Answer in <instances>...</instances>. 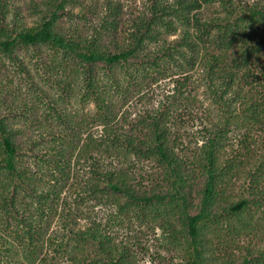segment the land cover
Returning a JSON list of instances; mask_svg holds the SVG:
<instances>
[{"label":"trees","instance_id":"16d2710c","mask_svg":"<svg viewBox=\"0 0 264 264\" xmlns=\"http://www.w3.org/2000/svg\"><path fill=\"white\" fill-rule=\"evenodd\" d=\"M135 1H91L88 37L87 28L61 26L80 0H0L3 59L22 67L28 53L56 70L72 108L50 104L40 119L30 92L15 87L8 103L1 88L12 82H0V264H139V243L115 230L131 214L167 235L169 256L158 252L153 263L264 264V246H242L238 260L217 256L225 238L254 235L249 216L264 208L253 169L252 199L230 193L244 164L225 155L236 131L247 149L253 130L264 138V0H147L150 15L138 16L127 10ZM22 9L38 17L34 26ZM164 77L174 94L132 118L129 102L151 99L148 87ZM78 104L93 113L73 111ZM14 116L28 128L17 129ZM190 124L203 140L196 149L181 133ZM77 165L86 175L76 181ZM100 205L124 218L102 216Z\"/></svg>","mask_w":264,"mask_h":264},{"label":"rangeland","instance_id":"374dc122","mask_svg":"<svg viewBox=\"0 0 264 264\" xmlns=\"http://www.w3.org/2000/svg\"><path fill=\"white\" fill-rule=\"evenodd\" d=\"M82 4L78 7V5H73L71 7H68L66 12L63 15L61 26L65 30L69 31L72 29H80L83 32H86V28L88 31V34L86 36L90 37L92 30L88 28V25L92 19V16L84 11V7H88L90 5V2H97L98 0H80ZM104 1V0H101ZM126 1V0H122ZM249 2H253L255 0H247ZM74 4H76L74 2ZM22 5V3H21ZM147 5V0H136L132 4H130L127 7V10H129V7L136 12V16L140 15V12H144L147 15H150L149 9L145 8ZM23 6V5H22ZM20 19L26 24V26L31 27L34 26L38 17L31 14V11L28 9H22L20 12ZM181 28V27H180ZM170 40L174 39L176 36H168ZM92 40V39H91ZM100 43L104 44V33H102V37H100ZM22 61L25 63L24 66L21 67V65H14L9 60L3 59V56L0 54V82H3V84H6L8 82H12V86L8 90L1 88L3 91V94L5 95V102L9 101L12 103L15 99V97L19 96L18 93L15 94L16 90L15 87L18 89H22V93L25 94L27 92H30V99L34 100L36 102H39V106L42 108H39L38 110V117L40 119L44 118L43 111L47 110L48 106H51L52 104H56L58 112H61V110L69 111L70 106L66 105L64 101L66 98L69 97V89L68 86L65 84H58L59 80H57L59 75H56L58 72L56 70H51V73L49 74L46 72V70L42 69L39 65H36L35 61L30 62L31 54H23ZM59 57V56H58ZM54 58L53 55H49L47 59ZM26 68V69H24ZM199 72V70H198ZM44 77L49 78L46 79L48 82L44 84ZM181 77V76H180ZM173 78L170 77H164L158 79V83L150 84L149 88V96H151V99L144 98L143 104L138 103L136 100H132L129 102L128 109H129V115L131 113V117L134 118L142 112V110L146 109H152L159 105V102L161 100H164L165 97L170 96L174 94V81ZM38 88V89H37ZM42 89H45L46 92H48L49 96L45 95H38V92H41ZM32 90V91H31ZM35 92H34V91ZM49 97V98H48ZM78 97V96H77ZM203 98V95L201 94L200 99ZM75 102V100H73ZM51 104V105H50ZM142 104V105H141ZM18 106L17 104L14 106ZM93 105H86V106H80L79 104L76 105L73 108V111L78 112L80 115H87L92 114L94 110ZM72 109V108H71ZM6 114V109L4 110ZM22 113L21 110L18 111V115ZM13 119L16 121L15 127L19 130H25L28 127L26 126L25 121L21 119L19 116V119H17L15 116ZM23 121V122H20ZM29 126V125H28ZM197 129H199L198 126H192L186 125L183 129H181V133L184 135L188 134L189 139L185 140L186 146H190L193 149H196L198 147H201L203 144V140L201 139L200 135L197 132ZM90 129H83L82 134L83 138L85 139L86 136H88V131ZM99 130L92 131L93 135H96ZM243 131H236L234 134L230 136V147L226 149L225 155L230 158L240 156L239 158L241 161L238 162V165H241L243 162L244 165L241 166V175L233 177L230 185V193L237 195V196H246L249 199L252 197L249 196V192L253 189H255L252 184L250 183V175H247L246 172L248 170L253 169L252 171L257 172L256 175L261 179L258 181L259 186L256 185V187L264 188V138L261 133H257L255 130H253V134L255 136V144L247 149L246 147H242V144L240 143L243 136ZM259 136V137H258ZM197 137L196 139H194ZM260 138V139H259ZM263 156V157H261ZM261 158V159H259ZM75 166L76 174L74 176V179L84 177L86 175L85 171L81 169V165ZM262 176V177H261ZM75 182V180H74ZM252 186V187H251ZM96 206V205H95ZM83 209L87 210V206L83 207ZM97 210H100L103 212L102 216H114L113 218L116 220L117 217H122L124 215H121L117 209H111V207L108 206H98ZM97 214L98 211H95ZM119 214V215H118ZM141 214V213H139ZM252 215L249 217H253V224L255 226V232L254 235H242V237H239L237 241L233 242L231 238H225L227 241V247L224 250V252H218L217 256L220 258L223 256L221 253L225 255L227 258L228 256L236 257L237 260L240 258L241 255L245 254L242 252L241 247L242 246H248L252 245V249H255L259 246H264V208L262 210H258L256 207L252 210ZM87 216V215H86ZM95 217V214H93L92 218ZM131 217V218H130ZM141 220V221H140ZM137 219V216L134 214H131V216L124 218L123 222L125 224L124 227L116 226L115 230L120 235L121 238L128 239L129 243L131 245H136L139 243V248L134 249L135 253H137V257L139 259V264H156L153 263V257H156V254L159 252L162 256L168 257V251L165 249L164 244L166 242V233H164L160 228H157L155 226L152 227V229H148V224L142 223V219ZM84 224V221H82ZM216 244V242H215ZM220 253V255H219ZM224 257V256H223ZM217 264V263H214Z\"/></svg>","mask_w":264,"mask_h":264}]
</instances>
